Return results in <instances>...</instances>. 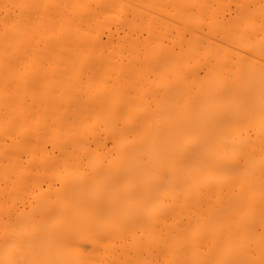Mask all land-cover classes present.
I'll return each instance as SVG.
<instances>
[{"label": "bare ground", "instance_id": "obj_1", "mask_svg": "<svg viewBox=\"0 0 264 264\" xmlns=\"http://www.w3.org/2000/svg\"><path fill=\"white\" fill-rule=\"evenodd\" d=\"M0 264H264V0H0Z\"/></svg>", "mask_w": 264, "mask_h": 264}]
</instances>
